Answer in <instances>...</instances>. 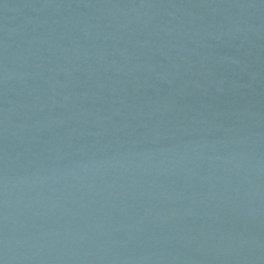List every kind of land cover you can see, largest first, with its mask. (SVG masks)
Wrapping results in <instances>:
<instances>
[{"label":"water","instance_id":"95a60500","mask_svg":"<svg viewBox=\"0 0 264 264\" xmlns=\"http://www.w3.org/2000/svg\"><path fill=\"white\" fill-rule=\"evenodd\" d=\"M0 264H264V0H0Z\"/></svg>","mask_w":264,"mask_h":264}]
</instances>
